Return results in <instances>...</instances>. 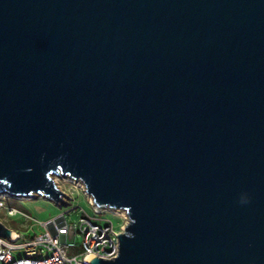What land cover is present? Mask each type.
I'll list each match as a JSON object with an SVG mask.
<instances>
[{
	"label": "water",
	"instance_id": "1",
	"mask_svg": "<svg viewBox=\"0 0 264 264\" xmlns=\"http://www.w3.org/2000/svg\"><path fill=\"white\" fill-rule=\"evenodd\" d=\"M55 175L127 215L92 264H264V0H0V194Z\"/></svg>",
	"mask_w": 264,
	"mask_h": 264
},
{
	"label": "built area",
	"instance_id": "2",
	"mask_svg": "<svg viewBox=\"0 0 264 264\" xmlns=\"http://www.w3.org/2000/svg\"><path fill=\"white\" fill-rule=\"evenodd\" d=\"M56 185L67 196H63L65 205H69L72 198L68 195L61 186V181L71 180L75 186L82 187L87 192L85 185L81 181H76L74 178L66 176H58ZM55 180V179H54ZM8 193L0 194V207L7 211L9 216L21 214L20 211L13 207H6L3 198L8 196ZM44 193H35V196H42ZM89 195V194H88ZM18 198L32 196H16ZM89 202L94 206L95 212L102 214L107 210H116L109 208H98L92 197L88 196ZM120 210V209H119ZM124 212L123 210H120ZM125 219V223L120 230H116L112 222L95 223L94 218L85 213L81 218V223L77 229L74 225L69 224L65 214H61L56 218L47 221H38L46 228V231L41 235H36L31 239L20 242L26 236L18 231H13L11 237L0 236V264H92L91 259L99 257L102 259H113L119 253V234L122 232L125 224L128 221L127 215L118 213ZM28 219L31 217L22 213ZM9 228V227H8ZM82 237V247L84 251L78 255L69 256L68 252L75 243L69 242L70 238L75 236ZM24 251V256H15V251ZM41 253H47V257H40Z\"/></svg>",
	"mask_w": 264,
	"mask_h": 264
},
{
	"label": "rangeland",
	"instance_id": "3",
	"mask_svg": "<svg viewBox=\"0 0 264 264\" xmlns=\"http://www.w3.org/2000/svg\"><path fill=\"white\" fill-rule=\"evenodd\" d=\"M62 189L72 198L69 205L58 204L49 199L45 195L18 198L13 195H8L3 198L6 207H13L20 211L21 214L16 216H9L4 208L0 207V221L7 227L18 231L26 238L21 239L20 242L33 238L36 235H41L46 231L38 221H47L65 214L69 224L74 225L77 229L80 226L81 218L85 213L94 218L95 223H109L112 222L116 230H120L125 223V219L120 214L112 210H107L102 214L96 213L94 206L89 202L88 193L82 187L75 186L71 180L61 181ZM28 214L31 219L22 215ZM122 214V212H121ZM69 242L75 243L69 249V256L78 255L84 251L82 247V237L77 235L69 239ZM15 256H24V251H15ZM47 253H41L40 257H47Z\"/></svg>",
	"mask_w": 264,
	"mask_h": 264
},
{
	"label": "bare ground",
	"instance_id": "4",
	"mask_svg": "<svg viewBox=\"0 0 264 264\" xmlns=\"http://www.w3.org/2000/svg\"><path fill=\"white\" fill-rule=\"evenodd\" d=\"M54 179H55V181L57 180V177H53ZM116 211H118L119 212V209H117ZM122 211H120V213H121ZM122 214H125V212H122Z\"/></svg>",
	"mask_w": 264,
	"mask_h": 264
},
{
	"label": "snow or ice",
	"instance_id": "5",
	"mask_svg": "<svg viewBox=\"0 0 264 264\" xmlns=\"http://www.w3.org/2000/svg\"><path fill=\"white\" fill-rule=\"evenodd\" d=\"M5 183H6V181H5Z\"/></svg>",
	"mask_w": 264,
	"mask_h": 264
}]
</instances>
